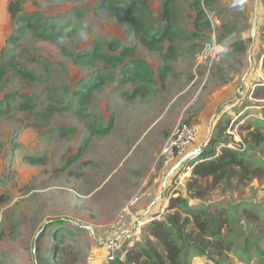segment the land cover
<instances>
[{
    "label": "rangeland",
    "instance_id": "1",
    "mask_svg": "<svg viewBox=\"0 0 264 264\" xmlns=\"http://www.w3.org/2000/svg\"><path fill=\"white\" fill-rule=\"evenodd\" d=\"M101 1L0 0V264L106 263L108 242L141 215L132 209L131 217L129 203L158 175L178 123L195 127L194 145L207 132L208 141L218 122L223 136L240 142L239 126L264 121L263 0H172L170 18L148 16L150 28L170 22L173 31L154 46L124 16L97 8ZM117 1L160 10L166 0ZM51 24L76 29L60 44L49 37ZM99 42L104 58L80 57ZM169 48L173 57L164 58ZM137 63L141 75L129 78ZM252 159L264 169V143ZM186 164L174 173L180 183ZM225 196L226 234L236 248L223 264H264V175ZM220 199L215 190L191 203Z\"/></svg>",
    "mask_w": 264,
    "mask_h": 264
},
{
    "label": "trees",
    "instance_id": "2",
    "mask_svg": "<svg viewBox=\"0 0 264 264\" xmlns=\"http://www.w3.org/2000/svg\"><path fill=\"white\" fill-rule=\"evenodd\" d=\"M12 7H14L11 9L14 17L19 8L16 5ZM96 7L124 16L140 41L149 46H154L155 42L162 41L173 34L170 22L159 24L155 28H150L152 25L147 23L148 16L154 13H157L159 19L170 18L173 13L172 0L164 1L160 10L144 7L138 1L117 0H102ZM28 19L22 18V21ZM34 28L40 29L35 27V24ZM41 29L44 31L49 29V37L58 38L66 31H74L76 26L69 25L58 30L57 26L51 24L48 29L45 26ZM220 43L226 45L224 41ZM101 48L102 43L99 42L91 51L83 53L80 57L93 60L104 58ZM168 51L169 54H165L164 58L173 57L172 48ZM127 52H129L128 48H123L120 54H128ZM140 66L141 63H137L127 68L130 69L126 72L127 75L130 74L128 77L140 76ZM166 70L167 67L162 74ZM3 73L4 68L0 66V77ZM91 83L95 82H87L84 85L85 88L91 90L95 86ZM77 94L81 95L80 99L85 96L82 91H78ZM258 122L254 129L250 125L239 126L240 142L234 141L232 136H223L226 126L222 127L221 122L216 123L207 145L201 147L199 154L187 160V164L185 163L188 168H191L189 175L185 178L186 194L182 195L175 190L168 196L160 218L142 225L139 236L143 239L125 240L113 257L108 254L104 264H190L191 257H203L206 264H223L226 253L236 248L226 234L230 218L227 216L225 194L236 191L252 179H260L264 175L263 166L252 159V153L264 143V133L258 129L259 126L264 125V121ZM230 144L235 148H230L228 146ZM215 190L221 192L220 200L209 202L206 206L191 203L195 200L207 201ZM176 193L178 194L175 195ZM243 211L247 218H253L251 222L256 221L257 214L253 209L246 208ZM47 232L54 235L55 229L50 228ZM61 232L66 233L67 230ZM250 244L247 243L243 250L248 249ZM57 250L59 251V248Z\"/></svg>",
    "mask_w": 264,
    "mask_h": 264
},
{
    "label": "built area",
    "instance_id": "3",
    "mask_svg": "<svg viewBox=\"0 0 264 264\" xmlns=\"http://www.w3.org/2000/svg\"><path fill=\"white\" fill-rule=\"evenodd\" d=\"M212 49H214V46L212 47L209 46L208 48L209 52L204 54V56L209 54ZM195 135H196L195 127L188 122L178 123L173 128L172 132L164 142L160 152L163 164L167 169L170 166H172V164L176 162V160L180 156H182L187 151L194 148L193 142L195 141ZM180 170L181 168L177 171L176 175L179 174L178 172H180ZM177 178L170 185H165V191H169L168 194H172L177 189L178 183H180L179 181L180 177ZM143 196L144 194H141L139 197L133 198L129 203L130 206H128L129 208L128 210H130L129 215L131 217H133L131 213L132 208L143 198ZM150 208L151 206L147 207L145 213L135 218V221L133 222L134 228L132 230H124L120 232L117 237H115L114 239L108 242L107 249L111 257H113L116 254L117 250L120 248L121 246V242L119 243L120 240H123L122 242H124L125 240L134 239V237H137L141 234V227L144 223L160 218L161 216L160 212L157 213L156 215H149Z\"/></svg>",
    "mask_w": 264,
    "mask_h": 264
},
{
    "label": "crops",
    "instance_id": "4",
    "mask_svg": "<svg viewBox=\"0 0 264 264\" xmlns=\"http://www.w3.org/2000/svg\"><path fill=\"white\" fill-rule=\"evenodd\" d=\"M205 115L203 114H200L199 116V122H200V119L201 118H204ZM202 125V122L201 123H198V129H199V126L201 127ZM206 130L208 131L209 128L206 127ZM208 133V132H207ZM207 133L205 134V136L207 135ZM203 137V139H201L199 142H196L194 144V147H196L197 145H201V147L203 146H206L208 141H204L206 137ZM181 168V167H180ZM179 168V169H180ZM178 169V170H179ZM190 167L189 168H186V172L184 173V176H183V182H181V186L180 188L182 187V195H185L186 192H185V178L189 175L190 173ZM159 170V173L158 175L153 179V182L148 186V189L146 190V192L144 193V196L143 198L132 208L134 212H136L137 215H139L141 213V215L143 213L146 212L147 210V207L148 206H151L150 208V211L153 213L151 214V212L149 211V215H155L159 212L158 211V208L160 207V205L164 202V205L165 206L167 204V201H168V196H170L171 194H168L169 191H165V188H164V191H163V185L162 183L164 181H167L166 183H164L165 185H170L172 182L175 181V179L177 178L174 173H176L177 171L173 172L168 178L167 180H165V176L167 174V171L169 170V168L167 169L164 164L162 163L160 168L158 169ZM166 170V171H165ZM158 178L162 179V182L161 184H156V180H158ZM178 180V178H177ZM179 184V183H178ZM163 191V193L161 194V192ZM180 193V192H179ZM166 194V195H164ZM178 194V193H177ZM181 194V193H180ZM123 229V227H122Z\"/></svg>",
    "mask_w": 264,
    "mask_h": 264
},
{
    "label": "water",
    "instance_id": "5",
    "mask_svg": "<svg viewBox=\"0 0 264 264\" xmlns=\"http://www.w3.org/2000/svg\"><path fill=\"white\" fill-rule=\"evenodd\" d=\"M199 146L194 147L193 149L187 151L185 154H183L182 156H180L176 162H174V164L169 167V170L167 171V174L165 176V180H167V178L175 171H177L184 163L187 162V160H189L190 158H192L193 156H196L199 154ZM165 188V184H163V191ZM163 191L161 192V194L163 193Z\"/></svg>",
    "mask_w": 264,
    "mask_h": 264
},
{
    "label": "clouds",
    "instance_id": "6",
    "mask_svg": "<svg viewBox=\"0 0 264 264\" xmlns=\"http://www.w3.org/2000/svg\"><path fill=\"white\" fill-rule=\"evenodd\" d=\"M57 42L60 43V44H63L65 41H64V37L63 36H60L57 38Z\"/></svg>",
    "mask_w": 264,
    "mask_h": 264
}]
</instances>
